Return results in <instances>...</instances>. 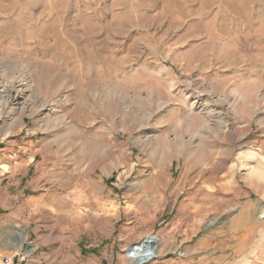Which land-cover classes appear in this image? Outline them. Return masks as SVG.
Listing matches in <instances>:
<instances>
[{
  "label": "rangeland",
  "instance_id": "obj_1",
  "mask_svg": "<svg viewBox=\"0 0 264 264\" xmlns=\"http://www.w3.org/2000/svg\"><path fill=\"white\" fill-rule=\"evenodd\" d=\"M263 212L264 0H0V264H264Z\"/></svg>",
  "mask_w": 264,
  "mask_h": 264
},
{
  "label": "bare ground",
  "instance_id": "obj_2",
  "mask_svg": "<svg viewBox=\"0 0 264 264\" xmlns=\"http://www.w3.org/2000/svg\"><path fill=\"white\" fill-rule=\"evenodd\" d=\"M264 213V212H263ZM260 217H264V214H261ZM155 242V244H154ZM156 238L153 236H148L138 244H136L132 249L134 255L135 263L140 261H145L151 259L156 254Z\"/></svg>",
  "mask_w": 264,
  "mask_h": 264
},
{
  "label": "trees",
  "instance_id": "obj_3",
  "mask_svg": "<svg viewBox=\"0 0 264 264\" xmlns=\"http://www.w3.org/2000/svg\"><path fill=\"white\" fill-rule=\"evenodd\" d=\"M13 264H16V261H14Z\"/></svg>",
  "mask_w": 264,
  "mask_h": 264
},
{
  "label": "crops",
  "instance_id": "obj_4",
  "mask_svg": "<svg viewBox=\"0 0 264 264\" xmlns=\"http://www.w3.org/2000/svg\"><path fill=\"white\" fill-rule=\"evenodd\" d=\"M247 27V26H246ZM245 37V36H244Z\"/></svg>",
  "mask_w": 264,
  "mask_h": 264
}]
</instances>
